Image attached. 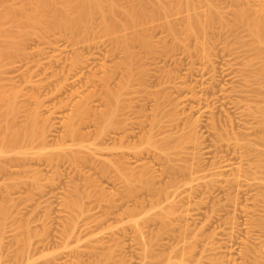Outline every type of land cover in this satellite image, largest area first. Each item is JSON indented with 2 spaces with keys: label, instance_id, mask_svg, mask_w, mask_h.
<instances>
[{
  "label": "rangeland",
  "instance_id": "374dc122",
  "mask_svg": "<svg viewBox=\"0 0 264 264\" xmlns=\"http://www.w3.org/2000/svg\"><path fill=\"white\" fill-rule=\"evenodd\" d=\"M117 1L121 11L139 8ZM158 2L168 0L148 2L149 14ZM215 8L222 22L200 36L184 31L187 16L208 12L200 2L113 35L96 13L86 41L61 30L24 35L0 19V48L8 40L21 48L0 60V134L39 115L37 135L0 155V264H256L264 256V49L247 26H232L240 11L262 14L264 0ZM137 31L149 45H130V76L115 40ZM109 90L124 107L113 119L119 131L94 122ZM13 101L18 113L8 115ZM141 121L170 144L168 154L128 155L139 139H121L141 136L133 128ZM71 125L77 136H68ZM122 154L129 168L146 169L155 193L139 184L130 191L117 167Z\"/></svg>",
  "mask_w": 264,
  "mask_h": 264
},
{
  "label": "bare ground",
  "instance_id": "6f19581e",
  "mask_svg": "<svg viewBox=\"0 0 264 264\" xmlns=\"http://www.w3.org/2000/svg\"><path fill=\"white\" fill-rule=\"evenodd\" d=\"M9 1L11 0H0V8H1L0 10H2L3 5H5L4 6L5 9L3 10H6L7 8L4 14H3L4 11L3 12L0 11V19L4 18V19H7L8 21L10 20L9 22H12L13 24L18 23V25L22 28L18 30H20L21 32L23 31L24 35L28 34V32H30L31 29H35L39 34L43 36L53 31L61 30V31L74 32L75 34L79 36L80 39L84 41H86L85 39L92 31V26L94 23L93 19L96 13L101 14L103 32L107 35H113L117 32L119 33V31L123 32L125 30H128V29L130 30L131 28H135L136 26L138 27L139 23L141 24L142 21L148 18H157V16H162V19H163V16L164 18L167 17V15L170 16L171 15L170 12H174V10L183 11L184 9V11L186 10L188 12H191L196 9L197 3L199 2H200V5L201 3H204L208 7V12L205 15L191 14L187 16L186 18L187 20H185L186 25H185L184 31L188 36L203 35L204 33H207L208 30H210L214 26L216 21L219 20L222 22L221 16L215 8V3L218 0H168V3L158 2L157 4L154 5L155 7H153L155 10L153 14L148 13L149 11H148L147 4L148 2L151 3V0H138L139 8L134 9V10H132L131 8L128 11H121L118 6L117 0H21L22 2L21 7H17V6L13 7L12 5L8 3ZM107 2H108V5H107ZM119 16L121 17L123 16V17L119 19ZM171 17H173V15ZM2 21L5 22L4 20ZM170 22H167V23L165 22L166 26L169 29V31L172 32L173 36L177 38V33H176L177 24L175 25L174 22L173 23H170ZM238 25L247 26L248 30L250 31L255 41L264 49V12L262 14H259L258 16L257 15L252 16L250 10L240 11L237 14L236 20L234 21L232 26L236 27ZM2 29H3V26H2ZM2 29L0 28V34L2 33L1 32ZM2 31H4V29ZM4 33L6 34L7 32L5 31ZM4 33L2 34L3 35L2 38L5 37ZM130 33L131 32H129V34ZM121 34L119 37L116 38L115 42L117 45L121 44L127 52L126 59L123 62V65H124L123 67L127 68L128 72H130L128 73V75L130 74L131 76L132 67H133L134 62L136 61L137 56L134 52L130 50V45L138 41V42H141L143 45L148 46L149 41L143 36L142 31L141 32L137 31V33L135 32L134 35H131L133 34L131 33L130 35L125 34L121 36ZM7 35H10V34H7ZM13 35L14 34L12 33V36ZM9 38L10 37L8 36L5 39L8 40ZM26 38L27 37H25V39ZM9 41L11 40L7 41V44L9 43L8 46L5 45L4 47L0 48V60L1 58L12 57L16 54L18 55L19 53L21 54V48L19 44L18 45L15 43L12 44L13 41L12 43ZM14 42H16V40ZM173 47L174 46H172V48ZM202 50H204V48ZM262 71H264V67L262 68ZM110 76L112 77L111 74ZM108 79L109 77L104 78V80H107V81ZM107 92L108 93L106 94L109 100L108 101L109 105L106 106V110H103V112H100L99 115L98 114L94 115L95 120L94 119L93 120L94 122L97 121V123L103 124L104 126L103 128H105L104 130H106L108 127L113 128V126H117L116 129H118L117 131H119L122 129V127L119 126L121 124L120 123L121 120L120 121L118 120L119 122L114 120L115 122H113V119L116 116L120 115V113H122V111L124 110V107L123 105L120 104V98H119L120 94H117L111 90ZM3 95L1 97H3ZM90 97H88L85 101L81 103L82 106L87 104ZM2 99L4 98H1V100ZM18 110H19L18 104H16V102L13 101L8 105L7 114L15 115L16 113H18ZM261 110H259V113L261 112L260 114H262L263 112V115H264V108ZM38 117L39 115L37 111H33L31 115V121L27 124V126L23 130H20V131L13 130L12 132H10V134H8L7 132L2 135L0 134V155H3L13 149H21L22 144L26 139L35 137L39 130L38 129L39 128L38 127L39 126ZM138 117H139V114H138ZM138 117L136 118L138 119ZM122 123L124 122L122 121ZM135 124H137V126L135 125L133 128L135 129L138 128V130L141 129V131L145 129V126L142 123V121L137 122ZM156 126H158V124ZM12 127L13 126L11 124H8L7 130L12 129ZM124 128L126 127L123 126V129ZM127 130L129 129H126V132ZM124 131L125 130H123V132ZM142 132L143 134L141 136H138L136 132L132 134L131 133H126L125 135L123 134L124 139L122 138L121 142L125 140L126 137L129 139L138 137L139 139V142H134L132 144L130 143L127 146L130 149L134 150L132 154H128V155H133L132 157L135 158L137 161H139L144 157V154L146 155V152L148 153L149 149L148 151H146L147 150L146 148H150V147H156L162 153L167 152L168 154V150L170 149V146H169L170 144H168L167 142L166 143L164 142L163 144L162 142H159L156 140V137L159 132L154 133L153 131H149V130L148 131L144 130ZM77 135H78V132L75 126L71 125V127H69L68 136H77ZM262 138L264 139V136H262L261 139ZM119 156L120 157L117 161V167L120 171V174L123 180L126 182V184L128 186H132L131 188H129L131 189L130 191L137 192L136 189H138L139 185L141 186V188L145 187V189L150 190L151 193L152 192L155 193L157 191L155 190L156 188L154 187V184L152 185L151 182H149L150 178L148 177L149 175L146 172V169H139V170L131 169L127 166L128 161L123 160L125 159L126 155L122 154ZM106 168L109 169L108 167ZM103 170L106 171L105 169ZM171 170L174 171L173 169ZM136 184H139V185L137 186ZM142 184L144 186H142ZM135 186L136 188H134ZM256 264H264V256H259L258 259L256 260Z\"/></svg>",
  "mask_w": 264,
  "mask_h": 264
}]
</instances>
